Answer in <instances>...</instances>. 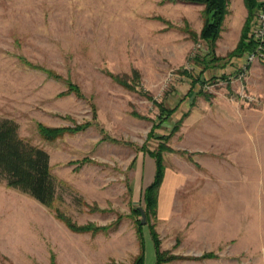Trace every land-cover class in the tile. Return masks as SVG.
<instances>
[{
    "label": "rangeland",
    "instance_id": "1",
    "mask_svg": "<svg viewBox=\"0 0 264 264\" xmlns=\"http://www.w3.org/2000/svg\"><path fill=\"white\" fill-rule=\"evenodd\" d=\"M229 9L216 42L221 60L212 63L200 38L203 5L0 0V117L49 153L59 184L51 210L0 182V264H139L142 228L144 264L157 261L152 231L164 257H178L162 264H196L191 257L211 249L212 231L192 224L199 210L223 202L219 193L207 198V182L217 187L223 177L208 165V128L222 131L233 106L246 110L249 129L264 121V62L228 60L244 0ZM41 126L68 131L48 140ZM164 145L173 151L163 153L158 205L146 214L149 152ZM230 165L238 190L253 189L244 176L254 180V165ZM57 210L77 227L107 230L75 232Z\"/></svg>",
    "mask_w": 264,
    "mask_h": 264
},
{
    "label": "crops",
    "instance_id": "2",
    "mask_svg": "<svg viewBox=\"0 0 264 264\" xmlns=\"http://www.w3.org/2000/svg\"><path fill=\"white\" fill-rule=\"evenodd\" d=\"M244 14L246 17L242 28L248 16L247 9ZM228 110L232 117L223 120L222 131L215 129L211 131L208 128L206 138L207 151L210 153L208 165L212 171L214 168L220 170L223 176L221 182L219 181L221 185L217 187L207 182V198L213 200L219 193L223 202L202 208L196 213L200 216L192 218V224L197 228L204 227L212 233L207 235L210 240L205 244L211 249L195 256L199 259L191 261L196 264H264V121L260 122V126L249 129L246 110L235 106L232 107V113L231 109ZM249 131H254L253 138ZM198 134H200L199 130ZM218 135L223 136L216 137ZM194 151L199 153L202 149L198 147ZM232 162L237 163L238 166L240 164L244 172L248 171L249 164L254 165L255 173L252 175L254 180L250 179L252 177L247 179L248 176H244L246 183H254L253 189L245 185L243 189L238 190L233 175L231 173L227 175L225 171L231 167ZM155 169L154 165L153 179ZM227 182L229 185L231 182L234 184L233 189L227 185ZM231 196L236 200L234 205L230 202ZM220 247L223 249L220 250ZM205 254H214V256L201 258Z\"/></svg>",
    "mask_w": 264,
    "mask_h": 264
},
{
    "label": "trees",
    "instance_id": "3",
    "mask_svg": "<svg viewBox=\"0 0 264 264\" xmlns=\"http://www.w3.org/2000/svg\"><path fill=\"white\" fill-rule=\"evenodd\" d=\"M170 2H182L187 4L203 5L204 24L200 38L207 43L210 48L206 56L214 55L212 63L219 62L221 59L215 56L216 42L221 37L223 25L227 15L231 0H169ZM248 16L243 25L241 36L236 48L228 54V60L243 58L244 56L255 53L260 46V42L254 36V27L257 14L264 10V0H244ZM264 50V44H263ZM226 60V59H223ZM208 62V61H207ZM206 63V60L204 61ZM191 77L190 75H187ZM227 80L225 76L222 77ZM122 83L128 85L126 82ZM163 112H167L162 110ZM170 115V111H168ZM182 123V121H180ZM181 125V124H180ZM81 127H79L80 129ZM78 129V130H79ZM179 129V125L175 131ZM68 131L67 128H48L41 126L40 132L45 139L54 140ZM74 131V130H72ZM77 131V130H75ZM172 152L169 146H162L158 151L149 152L155 160V175L152 183L145 191L146 214L150 210H155L158 205L160 188L164 181L166 165L164 152ZM0 182H5L9 188L19 190L45 207L54 210L58 200V181L52 173L49 153L30 142L24 140L19 134V125L11 119L0 117ZM140 211V210H139ZM141 213V211H140ZM56 216L65 222L70 229L75 232H97L107 230L106 228L87 225L77 227L68 220L65 215L58 210ZM152 230V229H151ZM152 237L156 246L157 261L155 264L178 259V257H164L160 251V243L155 231ZM214 254H205L201 258L213 257ZM192 259H199L191 257ZM145 263V239L142 228V256L139 264Z\"/></svg>",
    "mask_w": 264,
    "mask_h": 264
},
{
    "label": "built area",
    "instance_id": "4",
    "mask_svg": "<svg viewBox=\"0 0 264 264\" xmlns=\"http://www.w3.org/2000/svg\"><path fill=\"white\" fill-rule=\"evenodd\" d=\"M253 33L255 38L260 42V46L255 53L248 54V59L250 63L255 61L264 62V10H260L257 14L256 24Z\"/></svg>",
    "mask_w": 264,
    "mask_h": 264
},
{
    "label": "water",
    "instance_id": "5",
    "mask_svg": "<svg viewBox=\"0 0 264 264\" xmlns=\"http://www.w3.org/2000/svg\"><path fill=\"white\" fill-rule=\"evenodd\" d=\"M140 211H141V214H142V217H143L142 224H145V222H146V214H145V211L142 208H140Z\"/></svg>",
    "mask_w": 264,
    "mask_h": 264
}]
</instances>
